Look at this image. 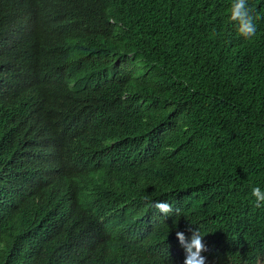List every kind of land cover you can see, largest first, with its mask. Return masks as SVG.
<instances>
[{
    "label": "trees",
    "instance_id": "obj_1",
    "mask_svg": "<svg viewBox=\"0 0 264 264\" xmlns=\"http://www.w3.org/2000/svg\"><path fill=\"white\" fill-rule=\"evenodd\" d=\"M233 2L93 3L88 22L107 27L85 37L112 55L116 71L109 85L92 89L86 99L90 109L101 111L94 123L105 122L102 139L79 127L47 155L33 146L30 127L33 118L43 128L59 127L49 101L7 99L10 79L1 81L0 264H184L176 232L190 239L189 228L204 235L206 264L264 259V207L257 208L251 195L254 187L264 190V0H247L259 17L251 40L229 21ZM0 9L13 30L20 28L12 0H0ZM65 47V41H51L43 54L66 58ZM125 116L138 129L159 127L163 175L156 183L172 193L149 194L138 176L111 192L102 174L95 198L66 209L58 173L34 169L38 160L52 170L61 153L120 149ZM29 173L59 197L56 216L46 205L35 211L15 207L11 188ZM27 190L34 191L31 182ZM161 199L172 206L170 216L144 211ZM68 218H77L73 227L92 228L91 238L76 235Z\"/></svg>",
    "mask_w": 264,
    "mask_h": 264
},
{
    "label": "clouds",
    "instance_id": "obj_2",
    "mask_svg": "<svg viewBox=\"0 0 264 264\" xmlns=\"http://www.w3.org/2000/svg\"><path fill=\"white\" fill-rule=\"evenodd\" d=\"M12 1L21 18L20 28L13 30L9 19L0 9V83L9 78L11 84L5 96L23 103L29 98L48 100L52 115L59 123L55 129L49 125L43 128L33 118L30 127L33 146L49 155L79 127L92 133L96 139L104 138L107 131L105 122L94 123L101 111H93L86 105L92 89L109 85L116 73L112 55L102 52L100 47L85 37L88 33H101L107 27L98 20L88 22L96 0ZM258 19L247 0H234L229 21L236 25L240 36L251 40L256 34ZM11 40L18 44V48L12 47ZM51 41L55 45L66 42L62 50V53L66 52V58L43 54ZM125 119V143L120 149L109 148L92 155L61 153L52 164V170L40 167L38 160L34 169L43 173H58V185L66 209L95 198L102 174L107 177L111 192L128 185L138 176L140 187L145 192L161 196L172 193L156 183L157 176L163 175L164 148L159 127L142 126L138 129L133 120H128L126 116ZM29 182L34 187L33 192L27 190ZM11 191L15 207L19 210L35 211L46 205L55 216L59 211L57 194L49 191L43 179L33 173L14 184ZM130 193L127 190L124 195ZM251 195L257 208L264 207V190L254 187ZM144 211L166 218L173 213V208L167 199H161ZM175 211L179 214V209ZM75 220L77 218L64 221L76 235L87 234L91 238L92 228L87 224L73 227ZM189 231L192 233L190 239L184 232H176L185 252L184 264H206V257L202 253L209 249L204 243V235L199 229L189 228ZM255 264H264V259L257 257Z\"/></svg>",
    "mask_w": 264,
    "mask_h": 264
}]
</instances>
